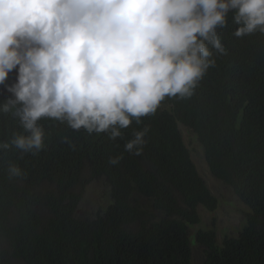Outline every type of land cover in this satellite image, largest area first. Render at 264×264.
Here are the masks:
<instances>
[{"label": "trees", "instance_id": "obj_1", "mask_svg": "<svg viewBox=\"0 0 264 264\" xmlns=\"http://www.w3.org/2000/svg\"><path fill=\"white\" fill-rule=\"evenodd\" d=\"M234 14L216 29L225 54L207 45L215 65L194 94L166 97L116 140L44 117L45 148L20 158L11 141L28 133L15 108L0 112V143L10 145L0 149V264H193L190 227L199 207L213 211L217 199L178 125L195 136L211 176L248 209L236 237L217 243L213 229L195 232L198 264H264V32L236 37ZM9 96L0 86V104ZM144 127L141 155L125 152ZM110 156L120 162L109 165ZM9 163L25 175L10 178ZM92 181L103 183L108 201L80 214Z\"/></svg>", "mask_w": 264, "mask_h": 264}, {"label": "clouds", "instance_id": "obj_2", "mask_svg": "<svg viewBox=\"0 0 264 264\" xmlns=\"http://www.w3.org/2000/svg\"><path fill=\"white\" fill-rule=\"evenodd\" d=\"M230 11L236 37L264 32V0H0V112L15 108L28 133L11 141L20 158L45 148L41 118L116 140L166 97L190 98L215 65L207 45L226 52L216 29ZM148 131L124 151L141 155ZM8 174L25 175L15 163Z\"/></svg>", "mask_w": 264, "mask_h": 264}, {"label": "rangeland", "instance_id": "obj_3", "mask_svg": "<svg viewBox=\"0 0 264 264\" xmlns=\"http://www.w3.org/2000/svg\"><path fill=\"white\" fill-rule=\"evenodd\" d=\"M182 140L187 147L192 163L199 176L205 182L209 191L217 199V206L213 211L199 207L200 222L190 227L192 241V262L198 264L201 258V249L194 244V234L197 230L213 229L217 243L223 237H236L245 223L247 207L237 199L231 189L214 179L205 163L201 146L195 136L182 125H178ZM108 201V192L101 181H92L87 186L79 207L80 214H92L99 207H104Z\"/></svg>", "mask_w": 264, "mask_h": 264}]
</instances>
